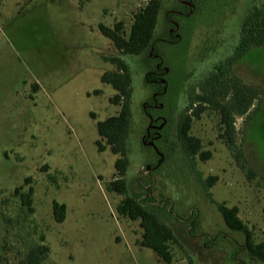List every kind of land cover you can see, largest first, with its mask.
Wrapping results in <instances>:
<instances>
[{
	"label": "rangeland",
	"instance_id": "374dc122",
	"mask_svg": "<svg viewBox=\"0 0 264 264\" xmlns=\"http://www.w3.org/2000/svg\"><path fill=\"white\" fill-rule=\"evenodd\" d=\"M149 1L0 0V264H18L41 235L50 251L43 264H167L141 245L139 221L119 215L123 197L107 190L120 156L97 125L121 110L111 102L118 91L102 81L118 71L108 60L116 57L132 75L126 180L132 196L144 202L151 193L146 206L164 211L178 239L172 264H263L243 251L244 236L227 227L217 204L237 207L256 244L264 243V46L233 67L259 94L248 115L235 119L236 146L230 149L218 112L207 107L191 135L211 158L197 156L194 167L177 138L190 98L232 55L239 25L262 0H161V71L159 59L123 56L99 30L122 23L129 37ZM152 69L161 75L149 84ZM211 176L218 177L212 200L200 181ZM21 186L34 190L32 213L15 194ZM55 201L67 206L63 223L54 218Z\"/></svg>",
	"mask_w": 264,
	"mask_h": 264
},
{
	"label": "trees",
	"instance_id": "16d2710c",
	"mask_svg": "<svg viewBox=\"0 0 264 264\" xmlns=\"http://www.w3.org/2000/svg\"><path fill=\"white\" fill-rule=\"evenodd\" d=\"M162 8L163 3L161 0H150L142 10L135 14L129 37L124 35L122 23L116 24L113 28L100 24L99 30L105 38L113 42L118 52L123 56H144L148 54L152 60L159 59L160 63L156 69L161 71L162 58L156 50L160 40L156 38V29ZM167 21L170 22V12L167 14ZM169 25V29L175 27L172 22ZM176 29L177 27H175ZM238 33V43L232 55L216 65L214 72L198 87L199 92H194L189 105L180 117L177 138L185 158L192 161L194 167H196L194 159L197 156L200 155L203 162L211 158L210 152L202 151L201 140L191 135L193 121L200 118L206 107L218 112L221 125L225 128L224 138H226L230 149H233L236 146L235 119L236 117L248 115L255 100L258 99V91L240 81L234 75L233 67L251 49L264 46V0L249 9L243 22L239 25ZM108 60L117 65L118 71L104 73L102 81L110 84L118 91L111 102L120 105L121 110L118 115L101 121L97 125L101 140H104L111 147L114 154L120 156L116 161V170L119 177L107 185V190L123 197L121 204L117 207L119 215L132 221H139L140 227L144 231L141 245L153 250L167 264H172L174 255L171 244L178 245V239L173 229L164 220V211L157 210L153 206H146L150 203L151 193L146 196L144 202H141L138 197L132 196L129 191L126 176L130 166L128 140L133 118L131 110L132 75L130 67L124 59L116 57ZM159 75L153 72L152 69V72L146 75V81L149 84L157 83ZM98 147L100 151L106 150L101 141L98 142ZM236 159L239 163H242L244 159L240 148H238ZM241 166L243 167V165ZM200 181L205 192L212 200L210 190L218 181V177L211 176L207 180ZM29 184L30 179H27L26 185ZM24 190L25 186H21L16 189L15 194L19 197L22 206L27 208L29 213H32L34 212V190L32 187H29L27 192ZM217 208L227 227L244 236L243 251H246L250 258L264 264V243L256 244L254 232L240 218L239 209L237 207H227L225 204H217ZM53 214L56 222L63 223L67 216V206L55 201L53 203ZM4 219L5 215L3 214V221ZM16 224L18 225L20 222L15 221L13 226ZM49 252V247L45 244V238L41 235L38 243L27 248L18 264H43L48 258ZM189 263L195 264L192 260H189Z\"/></svg>",
	"mask_w": 264,
	"mask_h": 264
},
{
	"label": "flooded vegetation",
	"instance_id": "af4514ba",
	"mask_svg": "<svg viewBox=\"0 0 264 264\" xmlns=\"http://www.w3.org/2000/svg\"><path fill=\"white\" fill-rule=\"evenodd\" d=\"M190 6V5H189Z\"/></svg>",
	"mask_w": 264,
	"mask_h": 264
}]
</instances>
